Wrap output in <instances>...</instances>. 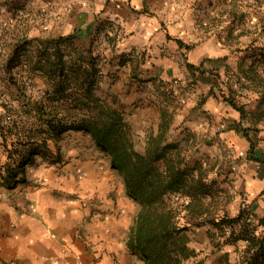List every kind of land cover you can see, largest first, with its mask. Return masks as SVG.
Instances as JSON below:
<instances>
[{"label": "crops", "instance_id": "crops-1", "mask_svg": "<svg viewBox=\"0 0 264 264\" xmlns=\"http://www.w3.org/2000/svg\"><path fill=\"white\" fill-rule=\"evenodd\" d=\"M70 34L103 56L114 78L102 85L134 104L129 118L139 133L161 121L159 82L174 90L173 133L193 131L191 159L211 164L225 154L218 176L225 211L234 217L246 206L264 216V0H0V124L14 132L5 135L0 125L1 165L15 162L8 148L28 132L20 105L44 90L33 57L13 68L11 54L18 45L38 51L35 35ZM92 143L64 146L61 162L27 164L16 187L3 182L0 168V264H146L128 245L137 203L109 154ZM215 256L204 263L216 264Z\"/></svg>", "mask_w": 264, "mask_h": 264}, {"label": "trees", "instance_id": "trees-1", "mask_svg": "<svg viewBox=\"0 0 264 264\" xmlns=\"http://www.w3.org/2000/svg\"><path fill=\"white\" fill-rule=\"evenodd\" d=\"M73 40V34L40 40L43 46L33 61L34 77L39 73L49 86L38 95L27 96L28 102L20 105L28 114V132L8 148L9 158L15 162L0 164L5 169L3 182L16 187L26 165L36 164L39 158L61 162L64 156L59 140L71 130L83 131L99 150L110 155L111 167L119 171L128 195L137 203L128 245L142 253L146 264H186L199 254L190 243V233L207 226L213 241L220 237L217 246L244 241L243 263L264 264V216L246 206L236 216H229L221 204V170L205 168L202 161L189 166L186 154L193 147L194 133L184 128L174 136V90L165 91L159 130L148 137L145 152H141L136 149L133 125L125 111L98 94L103 56L92 46L85 49ZM14 61L11 58L9 62ZM120 62H125L122 55ZM227 99L238 110L243 109L234 99ZM1 124L3 134L14 133L6 123ZM253 145L251 142L248 156L254 159Z\"/></svg>", "mask_w": 264, "mask_h": 264}, {"label": "rangeland", "instance_id": "rangeland-1", "mask_svg": "<svg viewBox=\"0 0 264 264\" xmlns=\"http://www.w3.org/2000/svg\"><path fill=\"white\" fill-rule=\"evenodd\" d=\"M50 11L52 12L51 9H50ZM39 14L40 13L34 15V17H35V20H34L35 32H36V29L38 27L41 28V25L39 26L38 23H37V19H38L37 17L39 16ZM39 23H41L40 20H39ZM50 24H51V26H53V24H55V23L54 22H50ZM51 35H53L52 31H51ZM42 38L46 39L45 37H42V35H40V36H36L35 35L34 38L32 39V41H35V46H36V44L39 46L38 49L39 48H42L41 46H43L42 43H40V40L41 41H44V39H42ZM74 43H75V41H74ZM29 49L30 48H28V50ZM36 49L37 48L35 47V51L34 52H33V49H31L32 52L28 54V53H26V52L23 51V47L21 45H18L17 48H16V51L14 53H12L11 54V57H10V58H15V61L12 63V67L14 68L16 65H19L20 63H22L23 60H26V56L27 55H28V57L29 56L33 57V61L36 60L37 59V56H38L37 55L38 54V51H36ZM21 51H23V54H21ZM114 58L111 57L112 60ZM21 70H23V69H21ZM109 70H111V69H109ZM18 74H20V72H18ZM102 75H103V78H102L101 83H100V88H98V94L103 99H106L107 101H111L115 107H117V108L125 111V113L127 115L128 121L131 122V124L133 125V122L129 118V116H130L129 113L131 112L134 104H130L129 103V105H127V101L126 100H123V97H124L123 93H120L119 91H112L110 88L103 87L102 84L105 81V77L109 76L110 78L113 79L114 78L113 73H110V72L107 73V71L105 70V67H104V71H103ZM35 82L37 84H40V85L42 84L44 88H47L49 86V84H47V81L44 78L40 77V74L39 73H37V76H35ZM159 85L165 87V91H169L170 90V88L168 87V85L164 81H160L159 82ZM117 92H119V93H117ZM35 94H37V93H35ZM38 94H40V93L38 92ZM150 99H151L150 100L151 102H149V105H150V103L153 104V105H156L157 104L156 101L152 99V97ZM135 103H137V101H135ZM174 105L175 106L176 105L178 106L179 105V102L175 101V104ZM160 111L161 110H159V112ZM159 124H160V122H159ZM137 128L138 127H134V125H133V134H134V140H135L136 149L139 150V151H141V152H145L146 143H147L148 137L150 135H152L154 133L156 134L158 132L159 125L156 128L150 129L145 134L144 133L142 134L141 132L139 133ZM69 132H72L70 134L71 136H69V137L66 136V134H67L66 133L63 136V138L61 140H59V144L61 145L62 148L64 146L66 148V147H68L69 144H72V143H73L72 146L76 145V143H81L84 147L86 146V147H89V148H95V146L93 145L92 142H94L95 144H96V142L90 136L89 133H85L83 131H76V130H71ZM78 132H81V134L80 135L78 134V135H76L74 137L73 135L76 134V133H78ZM186 155H187L186 157H187V159L189 161L188 162L189 163V166H194L198 161H202L204 163L205 168H209L211 166H216V168H218L219 170H221V167L224 165V163L222 165H221V163L226 161L225 154H222L221 157H218L217 159H215L211 164H209L208 161H203V160H198V161H195L194 162L191 159L190 151H187V154ZM114 170H116V169H114ZM218 181H219V179H218ZM222 192H223V188H222ZM227 195H226V193L225 194H221L220 193V196H221V204H223V207H225V204L228 203V199H227L228 197H227ZM210 199L211 198L209 197L207 199V201H209ZM201 228L202 227H199L197 229V231H195L194 233H190V235H189L190 236V239H191L190 240L191 245L197 249V251H198L199 254L196 257L195 256H192L191 258H189L188 261L186 262V264H199L198 263L199 260L207 261V259H208L207 257H211V254L212 255H215L216 254V256L214 257L215 260H216V264L217 263L218 264H234V263L235 264H241L240 262H241V260L243 261L244 252H243V254L241 256V251L240 250H246V247H243V245L242 246H239V245H236V244H233L234 246H232L233 247L232 249L230 248L231 245H229V244H224L222 246H217V242H218V239L220 237L214 238V241H213V238L211 237V235L209 234V232L206 229H201ZM226 235H229V234L227 233ZM221 238L224 240L226 238V236L221 237ZM240 244H243V243L240 242ZM204 248L205 249H208V250H204ZM131 250H134V249H131ZM134 251H138V250H134ZM204 251L205 252L208 251L209 255L208 256L205 255V252ZM138 252L141 254V258L143 260H145L143 258V256H142V253L140 251H138ZM235 252H236V254H235ZM217 254H219V255H217ZM227 254H228V257L226 256ZM236 255L237 256L239 255V258L238 257L236 258ZM229 259H230V262L228 261ZM145 262H146V260H145ZM231 262H233V263H231ZM203 264H205V263H203Z\"/></svg>", "mask_w": 264, "mask_h": 264}, {"label": "built area", "instance_id": "built-area-1", "mask_svg": "<svg viewBox=\"0 0 264 264\" xmlns=\"http://www.w3.org/2000/svg\"><path fill=\"white\" fill-rule=\"evenodd\" d=\"M10 121H11V116L8 117V119H7L6 122L8 123V122H10Z\"/></svg>", "mask_w": 264, "mask_h": 264}]
</instances>
